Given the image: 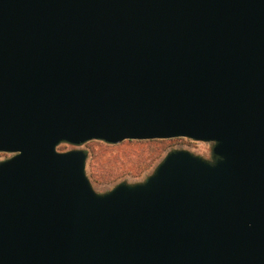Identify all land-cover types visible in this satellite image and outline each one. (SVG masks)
<instances>
[{"label":"water","instance_id":"water-1","mask_svg":"<svg viewBox=\"0 0 264 264\" xmlns=\"http://www.w3.org/2000/svg\"><path fill=\"white\" fill-rule=\"evenodd\" d=\"M188 138L99 195L97 140ZM0 264H264V0H0Z\"/></svg>","mask_w":264,"mask_h":264},{"label":"rangeland","instance_id":"rangeland-1","mask_svg":"<svg viewBox=\"0 0 264 264\" xmlns=\"http://www.w3.org/2000/svg\"><path fill=\"white\" fill-rule=\"evenodd\" d=\"M214 147V143L188 138L126 140L119 144L93 140L79 146L61 143L58 151H84L87 154V178L97 194L105 195L120 184L133 186L145 183L164 159L175 151H188L212 163ZM12 157V154L0 152V163Z\"/></svg>","mask_w":264,"mask_h":264}]
</instances>
